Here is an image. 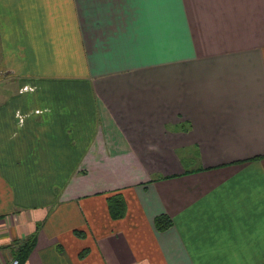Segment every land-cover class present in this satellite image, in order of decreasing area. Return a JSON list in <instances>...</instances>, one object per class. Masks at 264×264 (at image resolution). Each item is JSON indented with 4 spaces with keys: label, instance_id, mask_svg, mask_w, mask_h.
Wrapping results in <instances>:
<instances>
[{
    "label": "crops",
    "instance_id": "obj_1",
    "mask_svg": "<svg viewBox=\"0 0 264 264\" xmlns=\"http://www.w3.org/2000/svg\"><path fill=\"white\" fill-rule=\"evenodd\" d=\"M33 235L22 264H264V0H0V264Z\"/></svg>",
    "mask_w": 264,
    "mask_h": 264
},
{
    "label": "trees",
    "instance_id": "obj_2",
    "mask_svg": "<svg viewBox=\"0 0 264 264\" xmlns=\"http://www.w3.org/2000/svg\"><path fill=\"white\" fill-rule=\"evenodd\" d=\"M109 214L113 219H121L125 214V204L123 198L119 194H115L107 198ZM158 230H164L168 226V219L164 216L158 217L154 221ZM35 235L30 236L26 240L20 241L14 252V258L19 264L26 261L29 253L35 245Z\"/></svg>",
    "mask_w": 264,
    "mask_h": 264
},
{
    "label": "built area",
    "instance_id": "obj_3",
    "mask_svg": "<svg viewBox=\"0 0 264 264\" xmlns=\"http://www.w3.org/2000/svg\"><path fill=\"white\" fill-rule=\"evenodd\" d=\"M8 264H19V263H18L17 259L13 258L10 260V262Z\"/></svg>",
    "mask_w": 264,
    "mask_h": 264
}]
</instances>
